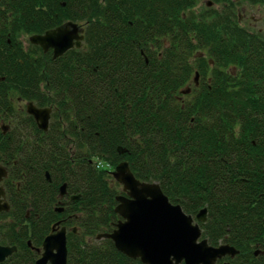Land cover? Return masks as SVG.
Masks as SVG:
<instances>
[{
	"label": "trees",
	"instance_id": "obj_1",
	"mask_svg": "<svg viewBox=\"0 0 264 264\" xmlns=\"http://www.w3.org/2000/svg\"><path fill=\"white\" fill-rule=\"evenodd\" d=\"M122 1L120 10L116 0H86L88 14L137 18L144 26L137 40L164 51H96L86 56L87 63L81 55V68L67 70L66 85L59 88L43 69L41 104L55 107L53 126L60 131L44 146L38 173L36 148L20 164L25 208L19 223L0 225L8 234L3 241H16L10 244L18 252L4 264H36L27 240L39 226L34 180L44 171L81 195L69 209L79 233L69 236L68 264H143L120 253L111 240H97L121 220L116 198L124 192L112 172L123 161L138 180L159 183L188 215L195 218L207 208L203 238L215 247H235L240 253L234 264H264V256H254L264 250V36L238 25L235 0H208L226 9L201 13L198 0ZM90 22L98 24L90 28V47L133 48L105 37L110 31L101 20ZM197 71L204 74L200 86L184 94ZM119 147L127 152L120 154Z\"/></svg>",
	"mask_w": 264,
	"mask_h": 264
},
{
	"label": "flooded vegetation",
	"instance_id": "obj_2",
	"mask_svg": "<svg viewBox=\"0 0 264 264\" xmlns=\"http://www.w3.org/2000/svg\"><path fill=\"white\" fill-rule=\"evenodd\" d=\"M116 1L118 2L117 9L121 10L124 2L122 0ZM213 5V2H207L208 7L212 8ZM236 9L238 25L252 32L246 27L248 23L247 8L244 9V13H239ZM230 11L232 12V10ZM96 19L101 20L100 23L104 31H110L105 32V37H116L117 40L119 39L125 44L131 45L133 48L122 45H118L119 48L103 47L96 49L90 47V28L98 25L95 22L92 25L90 21ZM136 19H130L128 16L124 18L121 14L113 17H91L88 14L86 0H82V4L79 0H0V167L5 171V175L0 173V225L8 227V223H19L18 218L20 214H23L26 192L22 185V168L19 167L23 163L25 155L36 148L35 155L38 162L36 171L38 173L40 169L39 162L43 157L42 151L45 149L44 146L47 141H53L55 134L60 131L53 126V119L56 116L55 107L41 104L40 90L44 86L40 81L41 72L43 69L44 71L49 70L52 85L59 88L60 85H66L67 70L74 71L76 68L78 70L81 68L77 64L81 55L82 60L87 63L86 56L96 51L118 50L124 53H132V49H134L142 55L155 52L163 53L164 48H160L157 44L146 42L144 38L137 40L136 33L139 28L143 30L144 26L142 27L138 23L139 19ZM69 23L77 25V29L67 28L66 26ZM64 27H66V34H72L75 31L76 39L72 41L73 46L59 57H55L54 49L51 48L45 51L40 45L32 42L33 37L43 36L49 31ZM129 34L131 37H129ZM150 36L151 34L149 38ZM166 37L161 38L164 44L167 43ZM120 41L118 42L121 44ZM134 46H139V49ZM200 53L202 55L207 54L206 51ZM197 74L198 79L194 80L193 78L194 83H189L187 86L189 93L192 92L193 85L198 88L202 82L204 74L201 75L197 71L194 77ZM206 74L211 75V69ZM32 76H34L33 79H31ZM31 92L33 93L31 99L25 97V95H31ZM54 95L56 94L54 93ZM30 106L36 109L50 110L47 130L39 127L40 123L29 112ZM58 115H61V113L59 112ZM61 118L62 116L59 120ZM67 149L70 151L71 147L67 145ZM71 153L74 154L73 151ZM55 179L56 176L52 175L50 171H44L43 175H38L34 180V193L38 199L36 217L39 226H37L35 233L31 232L28 235L27 245L36 254V262L43 254V243L49 235L65 228L68 247L69 236L79 233L78 227L71 224L73 216L69 209L71 204L79 201L81 197L74 200L73 198L79 195L74 194L69 182L65 181L57 185ZM64 186L65 193L61 195V189ZM122 195H125V193ZM25 212V217L28 218L31 213L29 210ZM17 230L18 232L21 231L20 228H17ZM7 235L0 228V245L16 247L17 251L15 253H17L18 246L10 244L16 243V241H11L10 238V242L3 241ZM40 238L42 239L41 244L36 245L35 242ZM257 252H259L258 255H256ZM254 256H264V250L257 249ZM234 259L226 257L218 261L217 264L227 262L234 264L232 262ZM7 260L8 258L5 262Z\"/></svg>",
	"mask_w": 264,
	"mask_h": 264
},
{
	"label": "water",
	"instance_id": "obj_3",
	"mask_svg": "<svg viewBox=\"0 0 264 264\" xmlns=\"http://www.w3.org/2000/svg\"><path fill=\"white\" fill-rule=\"evenodd\" d=\"M66 27L77 29V25L72 23ZM66 27L33 37L32 42L40 45L45 51L54 49L55 57H59L73 46L72 41L76 39L75 31L66 34ZM195 79H198V74ZM29 112L40 123L41 129H48L49 109L42 110L30 106ZM118 152L124 154L127 149L119 147ZM0 173L5 175L1 167ZM112 174L125 193L116 198L118 204L115 212L121 220L112 233L99 234L98 241L111 240L120 253L130 259L140 260L143 264H217L226 257L235 258L240 253L235 247L227 244L212 246L203 238L200 224L207 222V208L200 210L195 218L188 215L180 205H175L169 200L159 183L138 180L127 161L119 163ZM61 191L63 195L65 186ZM73 199L78 200L80 196ZM16 251V247L0 245V264ZM36 264H68L65 228L45 239L43 254Z\"/></svg>",
	"mask_w": 264,
	"mask_h": 264
},
{
	"label": "rangeland",
	"instance_id": "obj_4",
	"mask_svg": "<svg viewBox=\"0 0 264 264\" xmlns=\"http://www.w3.org/2000/svg\"><path fill=\"white\" fill-rule=\"evenodd\" d=\"M208 0H198L195 9L197 11L204 12L206 9L210 8L207 6ZM237 4V11L240 13H244V9H246V13L248 14V23L247 28L253 33H260L264 36V3L259 4H252L249 1L242 0L239 1L235 0ZM213 9L223 11L224 6L222 4H216L212 6ZM238 16V14H236ZM246 24V23H245Z\"/></svg>",
	"mask_w": 264,
	"mask_h": 264
}]
</instances>
